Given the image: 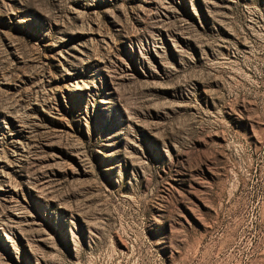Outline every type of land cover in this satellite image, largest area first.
Wrapping results in <instances>:
<instances>
[{"label": "rangeland", "instance_id": "obj_1", "mask_svg": "<svg viewBox=\"0 0 264 264\" xmlns=\"http://www.w3.org/2000/svg\"><path fill=\"white\" fill-rule=\"evenodd\" d=\"M0 264H264V0H0Z\"/></svg>", "mask_w": 264, "mask_h": 264}]
</instances>
